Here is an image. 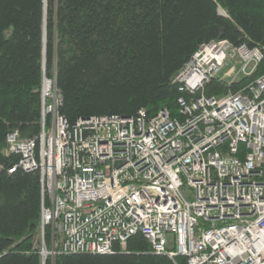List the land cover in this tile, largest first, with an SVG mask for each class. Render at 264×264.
<instances>
[{
    "label": "built area",
    "instance_id": "1",
    "mask_svg": "<svg viewBox=\"0 0 264 264\" xmlns=\"http://www.w3.org/2000/svg\"><path fill=\"white\" fill-rule=\"evenodd\" d=\"M263 56L247 43H202L174 77L178 118L141 109L70 124L44 74L40 133L7 134L20 155L8 172L40 175L42 252L50 228L52 257L125 250L142 233L153 253L187 264H264V75L237 93L204 91L213 78L250 75Z\"/></svg>",
    "mask_w": 264,
    "mask_h": 264
},
{
    "label": "trees",
    "instance_id": "2",
    "mask_svg": "<svg viewBox=\"0 0 264 264\" xmlns=\"http://www.w3.org/2000/svg\"><path fill=\"white\" fill-rule=\"evenodd\" d=\"M0 0V264H43L38 172L8 169L20 155L7 134L27 141L41 130L43 74L56 73L60 112L80 118L151 117L161 109L181 117L183 95L173 77L202 43L226 39L259 46L264 55V0ZM264 75V56L252 74L233 82L211 79L208 96L237 93ZM52 247V231L46 230ZM45 264H187L155 254L137 233L112 253L57 254Z\"/></svg>",
    "mask_w": 264,
    "mask_h": 264
},
{
    "label": "rangeland",
    "instance_id": "3",
    "mask_svg": "<svg viewBox=\"0 0 264 264\" xmlns=\"http://www.w3.org/2000/svg\"><path fill=\"white\" fill-rule=\"evenodd\" d=\"M232 64H234V62H231V63H230V65H232ZM235 66H236V70H239L240 65L236 63ZM227 68H228V66L225 67V68L223 69V71L219 74V77H222V76H223L224 71L227 70ZM44 74H45V71H44ZM44 74H43V76H44ZM242 76H243V75L240 73V74L237 75L236 78H237V79H240ZM226 79H229V78H226ZM37 233H38V229H37ZM50 250H51V247L48 248V251H50ZM49 256H50V255L48 254L46 258H48ZM43 259H44V255H43ZM46 261H47V259H46Z\"/></svg>",
    "mask_w": 264,
    "mask_h": 264
},
{
    "label": "bare ground",
    "instance_id": "4",
    "mask_svg": "<svg viewBox=\"0 0 264 264\" xmlns=\"http://www.w3.org/2000/svg\"><path fill=\"white\" fill-rule=\"evenodd\" d=\"M186 65V64H185ZM185 65L180 69V70H182L184 67H185ZM55 76V79H56V73L54 72V74H53V76L52 77H54ZM176 76V75H175ZM174 76V77H175ZM48 77V76H47ZM174 77H173V79H172V82L174 81ZM174 83H176V82H174ZM178 84V83H177ZM56 85H57V83H56ZM58 88V87H57ZM59 90V89H58ZM20 139V138H19ZM21 140V139H20ZM47 244V243H46ZM43 255H44V258L45 257H47V255L49 254V251H48V249H46V250H44L43 251V253H42Z\"/></svg>",
    "mask_w": 264,
    "mask_h": 264
},
{
    "label": "water",
    "instance_id": "5",
    "mask_svg": "<svg viewBox=\"0 0 264 264\" xmlns=\"http://www.w3.org/2000/svg\"><path fill=\"white\" fill-rule=\"evenodd\" d=\"M46 9H47V1L45 0V28H46ZM43 253V252H42ZM46 257L44 258V260H43V264H45L46 263Z\"/></svg>",
    "mask_w": 264,
    "mask_h": 264
}]
</instances>
